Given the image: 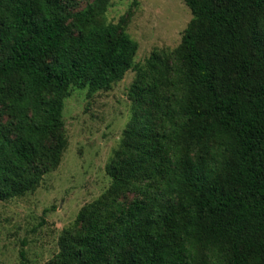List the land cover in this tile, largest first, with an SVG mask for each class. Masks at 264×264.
<instances>
[{"label": "trees", "instance_id": "obj_1", "mask_svg": "<svg viewBox=\"0 0 264 264\" xmlns=\"http://www.w3.org/2000/svg\"><path fill=\"white\" fill-rule=\"evenodd\" d=\"M109 1L0 0V200L59 165L70 88L109 90L133 68L110 185L46 264H264V0H184L180 44L142 67Z\"/></svg>", "mask_w": 264, "mask_h": 264}, {"label": "rangeland", "instance_id": "obj_2", "mask_svg": "<svg viewBox=\"0 0 264 264\" xmlns=\"http://www.w3.org/2000/svg\"><path fill=\"white\" fill-rule=\"evenodd\" d=\"M94 0H63L71 12ZM184 0H110L107 24L122 22L137 43L134 66H144L153 52H171L191 20ZM136 72L130 69L109 90L89 94L73 86L63 99V134L67 145L59 165L43 175L37 188L21 197L0 200V264H46L58 253V239L80 209L110 185L106 165L130 120L128 89ZM9 119L0 105V123ZM137 197L126 196V202Z\"/></svg>", "mask_w": 264, "mask_h": 264}]
</instances>
